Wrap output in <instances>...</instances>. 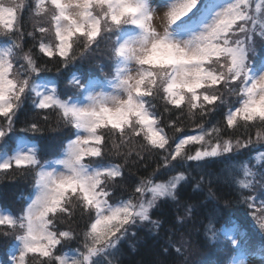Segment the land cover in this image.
Instances as JSON below:
<instances>
[{
    "label": "snow or ice",
    "instance_id": "snow-or-ice-1",
    "mask_svg": "<svg viewBox=\"0 0 264 264\" xmlns=\"http://www.w3.org/2000/svg\"><path fill=\"white\" fill-rule=\"evenodd\" d=\"M25 14L47 17V26L25 32ZM255 25L249 0H0V30L10 44L0 51V180L29 174L33 180L20 214H0L10 264H114L109 257L136 235L133 229L159 228L153 210L169 198L179 204L178 192L191 181L199 188L207 178L211 194L220 179L213 165L225 167L224 183L236 196L224 207L216 200L205 231L219 250L235 252L233 264H245L253 246L248 225L227 209L242 207L264 245V163L255 172L251 160L242 164L244 180L232 175L243 150L260 151L256 161H264V33ZM49 34L52 43L45 42ZM26 38L38 41L57 73L106 49L114 74L101 80L73 73V92H58L59 84L49 87L41 75L52 69L23 51ZM26 101L46 122L48 110L55 113L60 127L35 121L17 127ZM185 105L191 125L182 119ZM213 114L219 119L206 127ZM61 127L75 131L61 140L55 159H43L34 138ZM241 129L246 138L235 137ZM133 152L137 163L145 153L158 162L129 189L125 164ZM187 211L193 214L191 206ZM217 218L225 227H214ZM177 219L183 224L188 217ZM73 242L75 254H62ZM168 247L181 253L171 237L163 250Z\"/></svg>",
    "mask_w": 264,
    "mask_h": 264
},
{
    "label": "trees",
    "instance_id": "trees-1",
    "mask_svg": "<svg viewBox=\"0 0 264 264\" xmlns=\"http://www.w3.org/2000/svg\"><path fill=\"white\" fill-rule=\"evenodd\" d=\"M261 15L262 17H264V9ZM36 25V17H34V15L29 17L27 14H25L23 30L25 32L32 31ZM37 36H39V33H37ZM1 41L3 40L0 39V42ZM33 43H36V47L32 46ZM22 46L24 52L28 51L33 54V58L36 61V65L38 67H47L52 69L51 72L46 71L41 73V75L49 77L50 79H52V81H56L59 84V90H61V92H63L64 90L65 93L68 94L71 93V89L74 90L73 86L69 83L73 73L79 76L81 72H87L91 73L92 76L98 77L99 79L103 80L105 74H111L113 71L110 61H108L107 58L103 56L106 49L103 50L102 53L92 57L89 61L78 63L71 71L69 69H63L61 72L57 73L56 65L52 63L45 64V61H49L50 58H45L43 54L37 52L36 48L37 46H39L38 41L34 42L31 40V38H26L22 42ZM77 69L79 71H77ZM25 104V108L28 114L27 122L35 121L39 123V121L36 119L37 112L32 109L31 103L26 101ZM184 107L185 113L182 119L184 120L185 124L191 125L192 120L188 115L186 105ZM48 111L51 113V119L56 116L55 113L51 112V110ZM156 111H162V107L158 106ZM23 114L24 109L20 110L17 114V120L19 124L24 123L22 122V117H24ZM169 117L170 114L165 113L162 123L166 125L168 123ZM171 119H175V116L172 115ZM218 119V114L211 115L207 118L205 126L211 128V126L215 124ZM51 123V125L49 124V127L51 126V129L57 128L55 122ZM39 124L42 123L40 122ZM45 126L47 127L48 124ZM165 131L169 132L170 135L173 134L171 129L167 127L165 128ZM186 131H191V128L186 129ZM70 132H72V129H67V131H63V133H60L59 135L57 134L58 136H56L51 142L47 141L50 140L49 135L48 139L45 138L47 135L46 133L34 138V142L43 149L42 153L44 155H47L50 150H52V148H55L59 144V142L64 139L65 136L70 134ZM235 137H239L241 139L246 138L243 134L242 129L239 132L235 133ZM56 139L57 142L52 144ZM131 147V145L125 147L123 151L127 152ZM58 149L50 153V155L46 157L54 155L55 153H57ZM256 153L261 155L260 151H253L249 153L248 150H243V152L241 154H238L236 159L233 160L236 168L232 175L235 176V179L237 181L246 179L241 167L242 164L248 163V161L251 160L252 165H255V167H253L252 169L255 172L257 168H259V165L261 163H264V161H256ZM145 157L146 160L140 161L139 163L136 162L137 157L135 155V152H133L132 156L129 157L128 163L125 164V187L131 189V187L138 183L139 180L146 179L151 173L152 169L156 166V163L158 162L157 157H150L147 153H145ZM119 162L121 164H124L123 159H120ZM145 163L147 164V167L144 166ZM211 170L220 177L218 181L213 182L211 186L213 189L211 194L208 191L209 185L206 178L205 182L199 188L196 187L195 181H191L184 187L182 191H179L177 194V200L179 201V204H177L176 201H172L170 198L167 201L162 202L159 208L153 210L152 215L153 220H158L160 222L159 228H152L149 225L148 227H140L135 229L136 235H129L126 238L125 242L119 246L114 257L115 264H187L188 259L190 258L189 261L191 262V259L193 258L191 256L192 250L197 248L198 246L209 245L210 248L217 247L215 246V241L210 238L211 234L206 233L205 231V225L207 224L206 218L209 216L210 210L215 206L217 199L219 200L220 206L224 207L225 202L227 200L234 199L236 193L232 191L231 187L228 184L224 183V180L228 178V172L223 165H213L211 166ZM193 175L198 176L195 171H193ZM258 178L257 176L255 177L256 180H258ZM23 179L17 178L16 180H18V184L13 185L10 183L9 185L2 187L3 193L8 195V200L3 201L2 199V201L3 203L8 204L9 208L13 205V203L17 202L16 197L18 196V194H21L23 190V187L21 188V186L23 185L21 184ZM247 179H252V177H249ZM32 186L33 180L31 177L30 186L28 188V190H30L29 195L32 192ZM24 198L28 199L29 196H24ZM5 199H7V197ZM27 199L24 201V203L27 201ZM24 203L22 204V207ZM189 206L193 208V214L188 213L187 209ZM227 213L232 215L233 217L240 216L241 219L244 220V222L248 225V228L244 231H247L250 234L253 244V246L249 249L248 254L254 256L264 255V245H262L261 237L259 234L260 230H258L259 227L258 225H256L253 229L252 226L255 224V221L252 220L251 216L247 215L245 210L240 206L227 209ZM178 216H187L188 219H186L184 223L181 224L177 219ZM213 225L216 229H221L222 227H225V219L217 218V220L213 221ZM169 237H171V239L175 242L176 247H181V253H177L173 247H168L167 252L163 250ZM182 237L183 240L181 239ZM184 240H189L190 244L192 245L193 249L190 253L189 249H187L183 245ZM69 246H74V242L72 244L70 243L66 245L63 251L67 250L66 248ZM221 253V255H214L213 258L199 264H215L217 260L221 261L222 264H225L229 260V257L235 254V252L229 250L227 246L224 247V252L221 251Z\"/></svg>",
    "mask_w": 264,
    "mask_h": 264
},
{
    "label": "rangeland",
    "instance_id": "rangeland-1",
    "mask_svg": "<svg viewBox=\"0 0 264 264\" xmlns=\"http://www.w3.org/2000/svg\"><path fill=\"white\" fill-rule=\"evenodd\" d=\"M231 2H233V0H230V1H228V2H225V4L226 3H231ZM252 4H251V2H250V0H249V14L250 15H254V17H255V20H256V25L255 26H257V25H260V26H262V25H264V17H262L261 16V13H262V10L264 9V0H259L258 2H257V7H254V8H251L250 6H251ZM34 17H36V24H44L45 26H47V17H37V16H35L34 15ZM210 19H211V17H210ZM210 19H208L207 20V22L206 23H208V22H210ZM261 30V33H264V27H261L260 29H259V31ZM0 39L1 40H3L2 41V46H0V51H3L4 50V48L5 47H10V45H9V43H6L5 41L7 40V37L3 34V30H0ZM257 39H258V41H259V39H260V37H259V35H257ZM45 42L46 43H52L53 42V38H52V35L51 34H49L46 38H45ZM36 50H37V52H39L38 50H39V46H37V48H36ZM25 53H28V51H26ZM40 53V52H39ZM104 53H106V51L104 52ZM42 54V53H41ZM104 57H106V55L104 54L103 55ZM45 57V56H44ZM45 58H49V57H45ZM49 78V77H48ZM50 79V78H49ZM50 80H52V79H50ZM55 83H57L56 81H54V82H51L50 84H49V87H51L53 84H55ZM72 89H71V93H72ZM58 92H61V90H59V87H58ZM63 93H65V91L63 90ZM70 93V94H71ZM26 104H24V107L22 108V109H24V117H25V119H24V117H22L23 119H22V122H27L28 120V114H27V111H26V106H25ZM21 109V110H22ZM26 111V112H25ZM56 115V114H55ZM36 119L39 121V123L41 122L43 125H47L48 124V128L49 129H51V126L49 127V124L51 125L52 123L51 122H55L56 123V127L58 128V117L57 116H54L52 119L50 118L47 122L46 121H44L43 120V116L42 115H40V114H37V116H36ZM42 120V121H41ZM24 123H17V127H22V126H24ZM60 127V126H59ZM67 129H69V128H62L61 127V130L60 131H51V130H49V131H47L46 133H47V135H46V137L45 138H47L48 139V135H49V139L50 140H47L48 142H51L52 140H54V138L56 137V136H58L60 133H63V131L65 132V131H67ZM58 134V135H57ZM28 135H31V134H28ZM52 136H53V138H52ZM55 142H57V139L52 143V144H54ZM61 142V141H60ZM60 142H59V144L55 147V148H52V150H50V152L47 154V155H44L43 153H42V156H43V158H45L46 156H48V155H50V153H52V152H54V151H56L59 147H60ZM17 178H19V179H23L22 180V183L21 184H23L22 186H21V188L23 187V190H22V192H21V194H18V196L16 197V200H17V202H15V203H13V205L12 206H10V208L8 207V204H5V203H3V201H5V200H8V195H6V194H4L3 193V191H2V187H5V186H7V185H9L10 183L11 184H18L17 183V181L18 180H16ZM16 179H5V180H0V214H13V215H19L20 214V212H21V207H22V204L24 203V201L27 199V198H24V196L25 197H27V196H29V193H30V190H28V188H29V186H30V179H31V174H29V175H27V176H18ZM257 178H258V176H257ZM258 180H259V178H258ZM26 182V183H25ZM24 188H26V189H24ZM23 198H22V197ZM7 197V199H5ZM2 199H3V201H2ZM7 209V210H6ZM0 227H2V226H0ZM137 229V228H136ZM259 230V229H258ZM133 231H135V229H133ZM135 233H136V231H135ZM130 236H133V235H131V234H129ZM126 240V239H125ZM125 240H123L122 242H121V244L122 243H124L125 242ZM3 237L2 236H0V257H2L4 260H6V256H10L11 255V248L10 247H8L7 245H5L3 242ZM183 242V241H182ZM181 242V243H182ZM72 244V243H71ZM120 244V245H121ZM130 244V243H129ZM119 245V246H120ZM183 245L187 248V249H189V253L191 252V250L193 249L192 248V245L190 244V242H189V240H188V244H185V243H183ZM190 245V246H189ZM119 246H118V248H119ZM198 246V245H197ZM76 247H78V245H76L75 243H74V246H72V247H67L66 249L67 250H64L63 251V253L62 254H66V255H68L69 257H71V256H73L74 254H75V249H76ZM117 252V251H116ZM116 252H115V254H116ZM223 252H224V250H223ZM115 254L114 255H112L111 257H109L111 260H113L114 261V257H115ZM222 253H221V250H219V248L218 247H212V248H210V246L209 245H207V246H198L197 248H195V249H193L192 250V254H191V256L193 257L192 259H191V262L189 261L190 260V258L188 259V262H187V264H199V263H201V262H204V261H207L208 259H211V258H213V256L214 255H221ZM190 256V255H189ZM188 258V257H187ZM8 259V258H7ZM245 259V264H264V258H260V257H253V256H251V257H248V258H244ZM2 262L3 261H1V258H0V264H2ZM114 264H115V262H114Z\"/></svg>",
    "mask_w": 264,
    "mask_h": 264
}]
</instances>
